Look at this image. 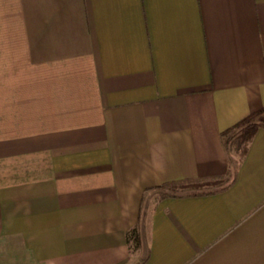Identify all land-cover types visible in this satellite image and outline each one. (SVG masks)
<instances>
[{"label": "crops", "instance_id": "crops-1", "mask_svg": "<svg viewBox=\"0 0 264 264\" xmlns=\"http://www.w3.org/2000/svg\"><path fill=\"white\" fill-rule=\"evenodd\" d=\"M262 106L264 0H0V264H264V126L152 196Z\"/></svg>", "mask_w": 264, "mask_h": 264}, {"label": "trees", "instance_id": "trees-1", "mask_svg": "<svg viewBox=\"0 0 264 264\" xmlns=\"http://www.w3.org/2000/svg\"><path fill=\"white\" fill-rule=\"evenodd\" d=\"M264 126V106L249 113L240 121L223 131V138H227L229 150V169L225 174L204 178H188L171 180L153 187L152 196L161 198L165 196H184L196 194H209L228 188L235 179L236 168L243 159L249 142L255 130ZM139 221L126 231L129 248L137 251L141 247Z\"/></svg>", "mask_w": 264, "mask_h": 264}, {"label": "water", "instance_id": "water-1", "mask_svg": "<svg viewBox=\"0 0 264 264\" xmlns=\"http://www.w3.org/2000/svg\"><path fill=\"white\" fill-rule=\"evenodd\" d=\"M141 237H142V246H143V253L141 254V257H144V255H145V237H144L143 221L141 222Z\"/></svg>", "mask_w": 264, "mask_h": 264}]
</instances>
